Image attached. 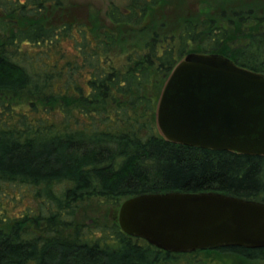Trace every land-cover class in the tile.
<instances>
[{
	"label": "trees",
	"instance_id": "obj_1",
	"mask_svg": "<svg viewBox=\"0 0 264 264\" xmlns=\"http://www.w3.org/2000/svg\"><path fill=\"white\" fill-rule=\"evenodd\" d=\"M67 11L62 0H0V201H25L28 188L36 204L0 212V264L264 263V248L168 253L116 219L121 202L151 193L264 203V157L173 144L155 124L188 54L264 74V0H129L84 23Z\"/></svg>",
	"mask_w": 264,
	"mask_h": 264
},
{
	"label": "water",
	"instance_id": "obj_2",
	"mask_svg": "<svg viewBox=\"0 0 264 264\" xmlns=\"http://www.w3.org/2000/svg\"><path fill=\"white\" fill-rule=\"evenodd\" d=\"M155 124L173 144L264 157V74L219 54H188L161 88ZM117 223L168 253L264 248V203L219 192L137 195L121 203Z\"/></svg>",
	"mask_w": 264,
	"mask_h": 264
},
{
	"label": "rangeland",
	"instance_id": "obj_3",
	"mask_svg": "<svg viewBox=\"0 0 264 264\" xmlns=\"http://www.w3.org/2000/svg\"><path fill=\"white\" fill-rule=\"evenodd\" d=\"M128 1L129 0H62L63 4L65 5L66 9L68 10L67 16L65 17V19L67 18L66 20L69 22L70 19L75 17L78 19L79 22H83V23L85 22V20L83 19L84 15L88 12H98L101 14L102 17L105 18V13L107 12L110 4H114L118 7H122V6L126 5V3ZM65 48L67 51L72 52V46L70 43H66ZM116 52H118V51H116ZM116 54H118V53H115L114 55H116ZM84 74L87 75L85 72H84ZM3 189H5L6 191H8V189H9V190L13 191L12 193H15V194L18 191L17 189H13L12 187L9 188V186L8 187L3 186ZM22 194H24L26 196L25 201L15 199L16 201H14V203L11 204L9 202L8 197H6L2 202L0 201V212L4 213L5 215H16L18 213V211H20L26 205H29L32 207H34L36 205L35 202L32 201L30 189L24 188L22 191ZM6 200H8V201L6 202ZM103 207L109 209L107 206H103ZM118 209H119V207H118ZM117 213H118V210H117ZM110 214H111V212H110ZM106 216H107V214H106ZM85 221L87 222V220H85ZM211 255L212 254L209 255L205 264H264L263 262L261 263V262H251V261L249 262V261H244V260L243 261L237 260L234 257H232L230 254H223V255L221 254L220 259H222V260L219 261L216 259L214 260L211 257ZM206 256L207 255H205V254L199 255L200 258H204Z\"/></svg>",
	"mask_w": 264,
	"mask_h": 264
}]
</instances>
